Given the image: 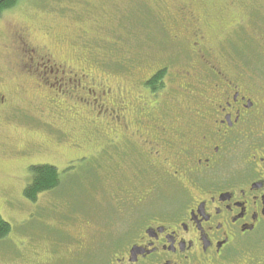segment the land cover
<instances>
[{
	"label": "flooded vegetation",
	"instance_id": "af4514ba",
	"mask_svg": "<svg viewBox=\"0 0 264 264\" xmlns=\"http://www.w3.org/2000/svg\"><path fill=\"white\" fill-rule=\"evenodd\" d=\"M216 1L224 7L220 20L231 11L228 25L214 27L206 14L180 5L183 28L174 40L183 60L155 63L142 78L139 70L129 87L114 86L81 59L55 57L52 48L32 41L28 27L17 29L9 68L42 98L34 103L38 116L48 110L54 118L33 121L55 134L54 147L68 144L75 151L58 169L60 176L111 169L98 160L104 154L114 158L112 148L124 160L131 151L137 170L128 183L112 185L125 216L123 229L105 239L54 227L64 233L54 240L55 264H264V1ZM229 44H239L237 51ZM26 93L23 85L0 83V128L4 119L26 114L13 98ZM78 116L94 131L112 133L101 135L98 151L82 152V142L58 127ZM24 135L23 152L50 147ZM43 164L58 168L28 165L24 192L32 184L31 167ZM63 186L61 180L37 199L53 193L72 202ZM74 214L73 208L56 214L57 224L79 225ZM100 247L106 251L94 254ZM19 249L7 264H38Z\"/></svg>",
	"mask_w": 264,
	"mask_h": 264
},
{
	"label": "rangeland",
	"instance_id": "374dc122",
	"mask_svg": "<svg viewBox=\"0 0 264 264\" xmlns=\"http://www.w3.org/2000/svg\"><path fill=\"white\" fill-rule=\"evenodd\" d=\"M263 1L258 0L256 4ZM216 2L18 0L15 5L0 11V83L13 89L23 85L29 90L25 96L13 97L17 99L15 103L25 108L26 114L1 122L0 215L12 225V231L0 239V261L4 264L12 263V257L21 248L25 256L33 257L38 264H55L54 257L57 253L53 251L54 240H58L60 235L64 236L63 231L74 236L78 232H90L95 236L103 234L105 239L111 232L118 234L124 227L125 216L120 212L112 185L128 183L137 172L130 160L134 156L131 151L124 160L120 151L112 148L109 152L114 158L108 160V154H104L98 160L106 166L108 163L112 164L111 169L99 172L98 175L95 172H89L88 175L84 170L62 175L65 189L62 193L72 194V202H69V198H61L56 194L54 196L53 193L43 194L35 202L25 198V184L30 179L28 165L50 163L61 170L75 151L68 144L54 147L55 134H51L46 125L33 121H51L54 118L48 110H45L42 117L38 116L39 109L36 110L34 103L42 98L34 94L24 79L17 80L14 71L9 68L11 62L15 61V56L9 49L16 39L17 29L28 27L32 41L52 48L55 57L81 59L95 73L108 77L114 86L126 84L129 87L139 78V70L142 78V74L155 63L167 62L175 56H180V62L183 60L174 40V35L183 28L178 13L180 5L193 10L197 15L206 14L205 20L214 27L222 23L228 25L231 22V11L226 13L224 20H220L224 7L217 8ZM215 45L218 48L222 46L217 42ZM237 46L239 44H229L228 49L237 51ZM173 64L176 66L178 63ZM132 67H135L133 71ZM138 82H142V79ZM58 125L62 132L73 134L77 141L82 142L84 147L80 150L86 154L100 149L103 144L99 140L101 135L112 134L108 131H94L82 116L70 123L58 122ZM24 134L50 147L48 150L40 148L23 152ZM93 134H99V138L96 136L97 139L92 143L87 142V137L90 138L89 135ZM145 176L144 181L147 183L148 178ZM90 184L93 186H89ZM71 208L78 220H81L77 223L79 225H58L56 214L61 215ZM61 220L63 218L60 222ZM58 226H62L64 230H56ZM105 251L104 247H100L94 254H103ZM61 253L66 254V250ZM14 262L23 264L18 259Z\"/></svg>",
	"mask_w": 264,
	"mask_h": 264
},
{
	"label": "trees",
	"instance_id": "16d2710c",
	"mask_svg": "<svg viewBox=\"0 0 264 264\" xmlns=\"http://www.w3.org/2000/svg\"><path fill=\"white\" fill-rule=\"evenodd\" d=\"M18 0H0V11L15 5ZM32 184L25 189L24 194L36 201L38 194L59 185L61 176L58 168L49 165H34L31 167ZM12 231V225L0 215V239L5 238Z\"/></svg>",
	"mask_w": 264,
	"mask_h": 264
}]
</instances>
